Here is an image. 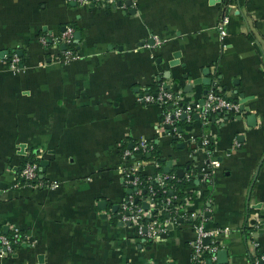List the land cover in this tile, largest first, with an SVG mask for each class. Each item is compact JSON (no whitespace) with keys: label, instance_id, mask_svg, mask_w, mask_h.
Returning a JSON list of instances; mask_svg holds the SVG:
<instances>
[{"label":"crops","instance_id":"obj_1","mask_svg":"<svg viewBox=\"0 0 264 264\" xmlns=\"http://www.w3.org/2000/svg\"><path fill=\"white\" fill-rule=\"evenodd\" d=\"M125 1L0 0V234L15 226L25 239L0 264H192L196 220L185 211L205 217L208 227L230 228L216 239L226 254L212 264H252L264 253V0ZM223 15L229 23L220 38ZM66 25L80 31V56L62 63L61 45L46 48L39 37L51 43ZM13 52L21 58L15 72L5 58ZM175 52L179 64L169 66ZM205 69L248 112L215 115L204 125L197 107L180 137L157 133L162 107L136 98L164 84L182 93ZM210 86L194 85L185 101L199 104ZM204 134L216 143L212 183L195 178L178 219H168L151 242L139 237L118 217L127 195L123 171L135 160L142 175L154 178L165 161L124 159L122 150L145 139L170 169L186 173L208 163ZM27 157L47 161L43 179L59 187L21 183Z\"/></svg>","mask_w":264,"mask_h":264},{"label":"built area","instance_id":"obj_2","mask_svg":"<svg viewBox=\"0 0 264 264\" xmlns=\"http://www.w3.org/2000/svg\"><path fill=\"white\" fill-rule=\"evenodd\" d=\"M82 6H94L96 4L101 3L103 0H72ZM130 6H133L136 3V0H130ZM229 23V17L227 15H223L220 21L217 24V30L220 38H223L227 34L226 26ZM74 28L71 25H66L64 29L57 35L50 37V42H48L45 36L39 37V42L46 48L55 47V49H59V45H65L64 49L58 50V54L56 55V59L62 63H68L80 55L77 52L75 47V38H74ZM225 44H222V47H225ZM9 68L15 72L19 69V64L21 62L20 55L16 52H13L9 57H5ZM185 95L179 92H173L171 90H166L163 87H160L158 91L154 94L147 92L139 95L136 100L139 103H154L158 104L162 107V116L157 126L156 132L162 133L164 130L167 131L168 134H171L174 137H180L182 132L178 131V127L176 123L180 121V116L185 113V122L190 124L193 121L192 114L194 109L200 107L198 114L199 120L206 125L210 119L217 115L218 113L228 114H240V104L238 102H234L233 100L226 97L221 89V87L214 81L212 85L208 88L207 93L204 95V104H191L186 102L184 99ZM183 101V105L179 106L178 103ZM169 104L170 108H166ZM192 106H196L195 108ZM195 138H191V142H195ZM200 145L204 147L206 150V154L208 155V163L202 168H197L200 173L199 176L197 174L192 173V170L184 173L185 180L189 181L191 178H197L198 182L203 183L204 185H209L212 183V178L214 174V170L219 166V162L216 158L211 157L212 153L215 149V140L210 137L208 134H204L199 139ZM154 149V144L152 142H148L145 139H139L136 143L130 148H125L122 150V157L124 159H128L130 157H135L139 155H143L148 153ZM156 164L159 165V162L153 159ZM141 162L132 161V164L129 165L123 171L122 182L125 187L130 186L131 188H136L130 194L126 195L125 200L119 206V217L122 222H130V226L134 228L135 233L139 237H144L146 239L154 240L159 234L164 231V228L169 221L168 219L161 222L159 219L160 214H162L165 210L168 209L167 206L173 205V210L176 214H181L182 206H180V198L177 195L172 194L170 191L169 195H167V188H165L166 180L168 178H173L174 174L162 173L160 175H156L154 178H148L147 180L141 178V173L139 170V165ZM41 172V166L37 160L26 159L19 170L18 179L26 186L33 187H43L51 190H55L59 187V183L57 181H47L43 178L39 177ZM149 180L156 181V183L162 187V192L166 194L163 200L160 202H155L154 196L156 191L151 184H147ZM147 184V186H145ZM17 185V184H16ZM148 188L147 196H143L141 190L143 188ZM192 190L189 189L188 195L184 199V203L186 201H190ZM195 193V192H194ZM138 197V201L135 203L134 199ZM139 200L146 201L149 203V208L144 210L142 205L139 204ZM153 207L154 210L157 209V212L152 211L150 208ZM148 211V212H147ZM145 212L147 213L148 218H152L146 223L142 222L143 217H145ZM184 212V211H183ZM177 215V216H178ZM190 217L195 219V223L193 225L194 228V238L191 241V254L190 261L192 264H207L206 257L209 256L211 262L216 260V252L219 250V242L216 240L217 237L221 234L227 235L230 232V228L228 226L223 227H208L206 225V218L202 215H199L195 211H189L182 214V216ZM175 221V218L173 220ZM146 227V232L143 231V227ZM10 232L1 233L0 234V261L3 258L9 256L17 246L24 243L25 239L22 235L21 231L15 227H10ZM209 239V242L205 240ZM252 264H264V253H260L255 256L252 260Z\"/></svg>","mask_w":264,"mask_h":264},{"label":"water","instance_id":"obj_3","mask_svg":"<svg viewBox=\"0 0 264 264\" xmlns=\"http://www.w3.org/2000/svg\"><path fill=\"white\" fill-rule=\"evenodd\" d=\"M125 4H126L127 6H130V4H131L130 0H126V1H125ZM117 5H122V1H118V2H117ZM129 12H130V13H135V10H134V9H131ZM74 38H75L76 42L80 39V31H75V32H74ZM149 43H150L151 45L153 44L152 39L149 40ZM60 47H61V49H64V48H65V45L61 44ZM179 55H180L179 52H175V53H173V58H174V60H172V61H170V62L168 63L169 66H175V65H178V64H179V61L177 60V58H179ZM181 66L184 67V64H181ZM163 76H164V78H166V79L169 78V77H170V71H168V70L165 71V72L163 73ZM187 77H188V75H184L183 78H184V79H187ZM158 81L160 82V79H159ZM212 83H213V79H212V77H209V76H208V70L205 69V70L203 71V77L195 78V79H193L190 83H187V84L184 86V88H183V92H182V94L192 92V91H193V87H194V85L202 84V85H204V86H210V85H212ZM162 87H163L164 89H166V90H171L169 84H164V85H162ZM207 91H208L207 88H205V89L203 90V92H202L203 96L207 93ZM241 96H242V95H241ZM203 104H204V97H203V99L199 102V105H203ZM239 104H240V111H241V112H248V107H246V106L244 105V100L239 101ZM168 108L171 109V106H169ZM217 115L220 116L221 113H218ZM226 115H227V114H226ZM185 116H186L185 113H183V114L180 116V118H181V119H185ZM240 116H241V115L238 114V117H237V118H240ZM248 117H252V118H254V115H253V114H249ZM195 118H196V119H199L198 114H195ZM225 119H227V117H225ZM214 120H215V119H214ZM214 120H212V121H214ZM187 129L190 130L191 128H190V127H187ZM178 131H179V132H182V129L179 127V128H178ZM162 160L165 161L164 171H165V172H169V170H170V166H171V161H169V160H165L164 158H163ZM38 162H39V165L41 166V172H40V174H39V177H40V178H43V177H44V174H45V172H46V167H47L48 163H47V161H45V160H40V161H38ZM176 173H177V175H178L179 177H182L183 174H184V169L179 168V169L176 170ZM196 183H198L197 180H196ZM135 189H136V188H131L130 186H128L125 192H126V194H130V193H131L132 191H134ZM142 193H145V189H142ZM137 201H138V197H135L134 202L136 203ZM117 208H118V206L115 205L114 208H113V211H116ZM142 208H143L144 210H147V209L149 208V203L146 202V201H143V202H142ZM118 217H119V215H118ZM126 225H127V226H130V222H127ZM168 228L170 229V228H171V225H168ZM143 231L146 232V227H145V226L143 227ZM164 236H165V235L162 234V237H164ZM151 241H152V240L149 239V242H151ZM205 241H206V242H209V239H206ZM224 254H226V251H225L224 249H219V250L216 252L217 258H219L220 255H224ZM226 263H227L226 261H219V259H218V264H226ZM207 264H212L210 258L207 259Z\"/></svg>","mask_w":264,"mask_h":264},{"label":"trees","instance_id":"obj_4","mask_svg":"<svg viewBox=\"0 0 264 264\" xmlns=\"http://www.w3.org/2000/svg\"><path fill=\"white\" fill-rule=\"evenodd\" d=\"M74 49H75V47H74ZM159 83L160 82L158 81V85H159ZM183 104H184L183 101L178 103L179 106H181ZM168 107H169V104L166 106V108H168ZM192 117H194V114H192ZM176 126L178 128L180 127L181 129H184L187 126H189V124L185 122V119H180V121H178L176 123ZM142 157L143 158H153V159L157 160L160 164H164V161L159 156V150H158V148H157V146L155 144H154V149L152 151L148 152V153L143 154ZM26 159H31V158L27 157ZM190 169H192V173H195V174H197V176H199L200 171L197 168H194V167L193 168H188V169H186V172H189ZM176 170L177 169L175 167H173V168H171L169 170V172H166V173H169V174H174L173 178H168L166 180V185H165V188H167V192L166 193H167V195H169V193L171 191L172 194L177 195V197L180 198V202L179 203H183L185 197L188 195L189 189L195 186V177H193L189 181H187L184 178V174H183L182 177H179L177 175V173H176ZM141 178L144 179V180L148 179L144 175H141ZM147 184H151L154 187L155 191H156V194L154 196L155 202H160V200H163L165 198L166 194L162 192V187H160L156 183V181L149 180L147 182ZM147 184L145 186H147ZM143 189H145V193H142V190H141L142 195L143 196H147L148 195V192H147L148 188L146 187V188H143ZM193 196H194V194L192 192L191 197L193 198ZM142 202H143L142 200H139V204L142 205ZM172 204L174 205V203H172ZM173 205L167 206L168 209L165 210L162 214H160L159 219H160L161 222H163V221H165L167 219H170V220H173V218H175V220L178 219V216H177L178 214H176L175 211L173 210ZM149 220H151V219L148 218V217H143L142 222L146 223ZM252 260H253V258H252Z\"/></svg>","mask_w":264,"mask_h":264}]
</instances>
